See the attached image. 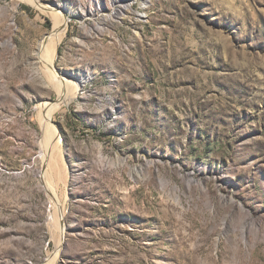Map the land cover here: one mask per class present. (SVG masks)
Instances as JSON below:
<instances>
[{
  "label": "rangeland",
  "instance_id": "374dc122",
  "mask_svg": "<svg viewBox=\"0 0 264 264\" xmlns=\"http://www.w3.org/2000/svg\"><path fill=\"white\" fill-rule=\"evenodd\" d=\"M40 1L78 87L50 184L53 19L0 0V264H264V0Z\"/></svg>",
  "mask_w": 264,
  "mask_h": 264
},
{
  "label": "bare ground",
  "instance_id": "6f19581e",
  "mask_svg": "<svg viewBox=\"0 0 264 264\" xmlns=\"http://www.w3.org/2000/svg\"><path fill=\"white\" fill-rule=\"evenodd\" d=\"M24 1L44 12L46 15H49L53 19V28L49 34H47L40 40V51L37 53V56L40 60V68H42V70L45 72V76L48 81L47 85L51 86L59 94L57 100L50 102L45 101L42 103V105H39V113H37L39 115L38 120L40 121L41 126L44 130V139L42 142V145L45 147V149L42 147V149H44L42 150V157L45 158L44 167H46L44 173L46 175V180H49V183L51 184L52 178H50L48 169L50 148L52 147L51 144H54L56 139L58 140V136L57 134H53L55 132L53 130L55 129V126L50 122V118L54 111H56L61 105L69 103L70 98L76 92L78 84L75 80L62 75L59 71L53 68L54 62L57 57L58 44L65 30V14L51 2H42L40 0ZM62 219L63 218L61 217V220ZM62 228L63 227L57 228L59 237L62 234ZM61 243L62 242L58 239L54 256L50 257V259L48 258L49 260L47 259L48 261L46 260L47 262H45L44 264H51V261L57 258L61 250Z\"/></svg>",
  "mask_w": 264,
  "mask_h": 264
},
{
  "label": "trees",
  "instance_id": "16d2710c",
  "mask_svg": "<svg viewBox=\"0 0 264 264\" xmlns=\"http://www.w3.org/2000/svg\"><path fill=\"white\" fill-rule=\"evenodd\" d=\"M21 7H22L23 9H27V8H28V7L24 6V5H22Z\"/></svg>",
  "mask_w": 264,
  "mask_h": 264
},
{
  "label": "water",
  "instance_id": "95a60500",
  "mask_svg": "<svg viewBox=\"0 0 264 264\" xmlns=\"http://www.w3.org/2000/svg\"><path fill=\"white\" fill-rule=\"evenodd\" d=\"M57 54H58V50H57Z\"/></svg>",
  "mask_w": 264,
  "mask_h": 264
}]
</instances>
